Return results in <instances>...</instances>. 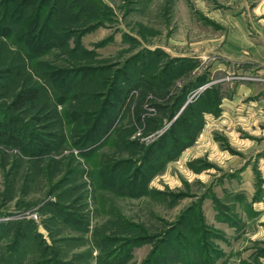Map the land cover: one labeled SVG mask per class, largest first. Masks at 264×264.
<instances>
[{
	"label": "rangeland",
	"instance_id": "rangeland-1",
	"mask_svg": "<svg viewBox=\"0 0 264 264\" xmlns=\"http://www.w3.org/2000/svg\"><path fill=\"white\" fill-rule=\"evenodd\" d=\"M0 264H264V0H0Z\"/></svg>",
	"mask_w": 264,
	"mask_h": 264
},
{
	"label": "trees",
	"instance_id": "trees-1",
	"mask_svg": "<svg viewBox=\"0 0 264 264\" xmlns=\"http://www.w3.org/2000/svg\"><path fill=\"white\" fill-rule=\"evenodd\" d=\"M8 12V9L6 10V13ZM32 25H34V28L41 26L40 22H34L32 23ZM45 28V26H44ZM46 28L48 29V27L46 26ZM40 89L35 87V86H27L24 88L19 89L14 96L11 99L10 105L11 108L13 110H20L22 108H24L25 106L27 107L30 104H35L39 99H40ZM193 107V105L186 107L183 112L178 115V117L176 118V120H174L173 122V127L168 131L167 137L164 139H161L160 142L155 144V149H153V153L155 155V157H159V154H161V152L165 151L162 146H171V144H174L175 142L172 141L173 139V135H176L177 133H179V131L177 130L178 128H180L183 120H186L188 118L187 116V111L189 109H191ZM207 109L205 107H193L192 111L190 112L195 119H197L199 122L203 120V112L206 111ZM188 113V114H190ZM188 121V120H186ZM190 124H188L187 126L189 127ZM9 135V133H8ZM176 144V143H175ZM174 146V145H173ZM160 150V151H159ZM158 160V159H156Z\"/></svg>",
	"mask_w": 264,
	"mask_h": 264
}]
</instances>
